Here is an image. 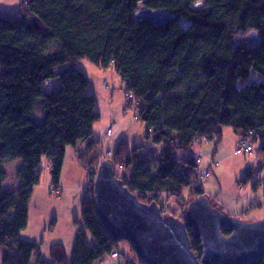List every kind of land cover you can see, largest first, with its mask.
<instances>
[{
    "label": "trees",
    "instance_id": "16d2710c",
    "mask_svg": "<svg viewBox=\"0 0 264 264\" xmlns=\"http://www.w3.org/2000/svg\"><path fill=\"white\" fill-rule=\"evenodd\" d=\"M19 9L17 19L0 17V163H22L20 185L12 191L2 188L6 173L0 168V264L30 263L38 246L20 232L40 184L39 166L43 158L49 161L56 187L69 147L88 177L81 222L74 221L78 229L69 255L52 245L51 259L36 264H95L115 253L118 242L98 222L92 200L103 161L128 172L118 177L140 203H156L164 212V195L182 214L205 194L191 175L195 159L178 153L214 140L216 148L224 129L232 128L240 143L258 146L262 168L264 0H21ZM146 10L171 20L155 26L135 18ZM250 33L257 35L255 46L246 41ZM81 60L119 76L127 106L146 127L145 140L161 146L160 153L146 158L133 148L127 155L125 142L114 154L99 151L93 130L100 114L87 78L74 66ZM186 231L200 259V240L190 227ZM256 264H264V257Z\"/></svg>",
    "mask_w": 264,
    "mask_h": 264
},
{
    "label": "rangeland",
    "instance_id": "374dc122",
    "mask_svg": "<svg viewBox=\"0 0 264 264\" xmlns=\"http://www.w3.org/2000/svg\"><path fill=\"white\" fill-rule=\"evenodd\" d=\"M20 2L21 0H0V17L17 19ZM74 66L85 75L89 83L88 94L96 99L95 110L100 114V120L94 126L93 139L100 142L99 151L105 156L114 154L118 143L125 142L129 146L127 155L131 154L133 148H139V154L146 158L151 153H160L161 146L145 140L146 127L137 119L134 109L127 106L125 85L119 76L111 69H98L86 60L78 61ZM107 129H112L111 137L106 136ZM238 142L235 131L225 128L222 140L216 148L214 140L194 147L193 152L178 153L177 156L181 159H195L198 165L191 173L195 186L202 188L211 206H216L214 209H220L227 216L248 213L247 219L263 218L264 163L262 168L259 167L263 158L258 156L257 145H252L250 155H235ZM73 150L72 147L66 149V159L58 185L59 198L51 195L54 189L49 175V161L43 158L39 166L40 184L33 190L28 206L27 226L20 232L21 239L38 246L29 264H36L39 258L50 260L52 245H62L68 255L71 252L78 229L74 221L81 222V204L88 187L87 171L73 159ZM147 160L151 168H154L153 162ZM21 164L18 160L0 163V168L6 173L2 183L4 190L18 189L20 181L17 172ZM126 173L128 172L125 170L115 169L116 176ZM247 173H252L251 179L243 182ZM255 182L260 187L253 190L251 186ZM160 202L166 204L163 215H173L174 218L183 220L185 214L177 210L174 199L161 195ZM88 237L92 243L91 236ZM117 245L115 252L118 255L114 259L120 258L122 262L128 258L135 259L129 244L118 242ZM113 263H118V260ZM103 264H112V259L107 256Z\"/></svg>",
    "mask_w": 264,
    "mask_h": 264
},
{
    "label": "water",
    "instance_id": "95a60500",
    "mask_svg": "<svg viewBox=\"0 0 264 264\" xmlns=\"http://www.w3.org/2000/svg\"><path fill=\"white\" fill-rule=\"evenodd\" d=\"M155 26L171 16L146 10L135 15ZM258 43L255 33L246 37ZM92 200L96 218L115 242L129 244L143 264H256L264 257V220L244 222L214 209L206 198L190 202L183 220L163 215L156 203L142 204L103 161L95 172ZM231 231L223 237L220 227ZM200 240V259L193 254L186 228Z\"/></svg>",
    "mask_w": 264,
    "mask_h": 264
},
{
    "label": "bare ground",
    "instance_id": "6f19581e",
    "mask_svg": "<svg viewBox=\"0 0 264 264\" xmlns=\"http://www.w3.org/2000/svg\"><path fill=\"white\" fill-rule=\"evenodd\" d=\"M238 145L241 147L242 146V143H240V142H238ZM236 151V150H235ZM251 154V152H248V153H244V154H242V155H250ZM236 155V154H235ZM58 185H59V182H58ZM58 185L56 186V187H52V189H54L53 191H52V197L53 198H59L60 197V191L58 190ZM5 190H7V189H5ZM7 191H10V190H7ZM54 196H56V197H54ZM194 201V200H193ZM210 203V202H209ZM211 205V204H210ZM213 207V206H212ZM214 207H216V206H214ZM213 207V208H214ZM81 208H82V205H81ZM219 211H220V209H218ZM221 212V211H220ZM223 213V212H222ZM224 214V213H223ZM246 214V213H245ZM226 215V214H225ZM227 216V215H226ZM227 217H231V218H233V217H237V218H240L241 220H243L244 222H253V221H248V219H247V217L246 216H244L243 214L241 215V216H234V215H232V216H227ZM223 230L224 231H226V233H227V235H225L224 233H223ZM220 233H221V235L223 236V237H228L230 234H231V231L230 230H228L227 228H225V227H223V226H221L220 227Z\"/></svg>",
    "mask_w": 264,
    "mask_h": 264
},
{
    "label": "crops",
    "instance_id": "0c3cea01",
    "mask_svg": "<svg viewBox=\"0 0 264 264\" xmlns=\"http://www.w3.org/2000/svg\"><path fill=\"white\" fill-rule=\"evenodd\" d=\"M80 148H79V151H82L83 149H84V146H79ZM73 156H74V158H73ZM73 156H72V154H71V158H73V159H75V152H74V150H73ZM65 159H66V156H65ZM76 160V159H75ZM65 163V162H64ZM7 190H10V189H7ZM13 190V189H12ZM12 190H10V191H12ZM244 216H246L247 218H248V213H246V214H243ZM261 220H264V217L263 218H259V219H255V220H250V219H248V221H261ZM118 252H119V250H118ZM110 258L112 259V264H115V263H113L114 261H117L118 260V263H116V264H128V263H130V264H137V262H136V260L135 259H131V258H128V260L127 261H125V262H122L121 260H120V258H118V259H114V258H112L111 256H110ZM104 261H105V258L103 259V260H100V261H98L97 263H95V264H103L104 263Z\"/></svg>",
    "mask_w": 264,
    "mask_h": 264
},
{
    "label": "built area",
    "instance_id": "2783aa9c",
    "mask_svg": "<svg viewBox=\"0 0 264 264\" xmlns=\"http://www.w3.org/2000/svg\"><path fill=\"white\" fill-rule=\"evenodd\" d=\"M112 134V129H108L106 131V135L107 136H110ZM252 151V146L249 142L245 141V142H242V146L240 147L239 145L237 146L236 148V151H235V154L236 155H242L244 153H248V152H251ZM207 176V175H206ZM56 197V196H54ZM117 253H113L111 257L113 258H116L117 257Z\"/></svg>",
    "mask_w": 264,
    "mask_h": 264
}]
</instances>
